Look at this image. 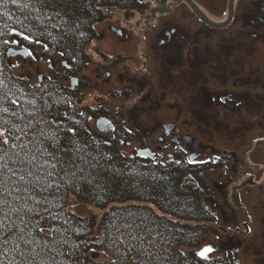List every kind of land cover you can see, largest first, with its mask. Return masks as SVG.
Segmentation results:
<instances>
[{
    "label": "trees",
    "instance_id": "1",
    "mask_svg": "<svg viewBox=\"0 0 264 264\" xmlns=\"http://www.w3.org/2000/svg\"><path fill=\"white\" fill-rule=\"evenodd\" d=\"M109 7L129 16L147 4L144 0H0V92L8 94L3 106L18 112L39 107L49 124L48 138L41 143L54 154L51 163L61 161L56 171L63 177L58 190L54 186L51 195L44 194L50 203L43 207L49 213L43 220L34 218L31 229L37 240L43 235L57 243L51 252L33 245L40 255L35 261L29 257L30 264H234L227 250L206 257L193 249L209 232H218L217 218L199 192L183 185V179L189 177L208 191L204 173L215 163L190 162L180 150L165 161L122 152L120 146L133 138L122 116L112 114L111 133L97 130L90 119L102 110L80 106L81 90L62 82L90 62L88 46L99 37L94 25L105 19ZM38 43L40 55L52 68L31 84L14 74L6 50L16 44L35 51ZM57 57L58 66L53 64ZM12 100L19 104L11 105ZM7 132V126L0 124V142ZM70 193L103 209L97 223L92 213L68 208ZM41 227L43 234L38 231ZM99 253L105 258L92 255ZM0 264H20V257L13 252L0 254Z\"/></svg>",
    "mask_w": 264,
    "mask_h": 264
},
{
    "label": "flooded vegetation",
    "instance_id": "2",
    "mask_svg": "<svg viewBox=\"0 0 264 264\" xmlns=\"http://www.w3.org/2000/svg\"><path fill=\"white\" fill-rule=\"evenodd\" d=\"M144 1L147 7L143 11L133 13L134 16L137 14L141 20L153 22L140 31L144 41L139 42L140 45L138 43L141 62L137 72L141 78L130 75L126 69L122 70L121 65L128 64L126 63L128 56L115 50L110 52L100 50L98 52L100 62L96 68L102 78L104 76L109 78L115 74L118 80L122 81L120 75L124 73L129 75L126 83L117 91L125 97L133 93L142 99L147 97L148 105L152 103L153 106L147 107L149 110L166 108L172 111L177 109L183 111L184 108L178 105L177 98L163 99L170 91L179 95L185 94L183 96L192 114H203L207 119L211 117L222 124H224V113L239 114L241 109L254 114L264 111V0ZM158 7L161 10L155 9ZM111 31L119 37L121 33L124 34L117 39L127 51L131 36L127 35L125 29L123 31L117 26H111ZM161 40L164 41L163 44ZM163 68L167 74L166 77L172 78L161 83L159 76ZM75 77L76 80L71 82V86L78 83V76L75 75ZM179 77L187 79L183 80L185 84L179 81ZM179 87L182 88L179 89ZM153 96L156 98L154 99ZM135 105L137 108L144 106ZM116 111L133 132L134 118H127V111L122 107ZM219 111L222 115L220 119ZM112 116L110 110L107 113L102 110L95 117L96 126L101 127L103 133L112 132ZM138 123L141 126V120ZM258 123L256 127L261 126L263 122L258 121ZM153 127L161 132L157 138L160 142H164V146L169 142V144L180 145L188 143L193 147L208 146L204 151H208L209 154L217 152L215 149L218 148L210 142L197 140L198 138L187 127L182 130L178 124V118L163 122L158 120ZM254 128L255 125L249 129L252 131ZM143 130L147 132L149 128ZM133 137L139 138L137 134ZM179 150L185 154L181 147ZM219 150L221 151L220 148ZM221 152L219 156L208 160L220 167L224 164V158L220 159L224 156ZM262 155L264 156V152ZM199 156L200 154L193 151L187 159L195 162V158ZM231 156L235 157L234 153ZM210 169L214 170L213 167ZM213 184L220 185L216 181ZM243 184L245 185L246 182ZM243 186L241 190L245 189ZM258 193L261 196L264 191L258 188ZM262 205L261 207H264V200ZM239 245L240 242L231 246V249H236L237 259H240ZM232 257H234L233 254ZM253 264H264V253L259 252L254 255Z\"/></svg>",
    "mask_w": 264,
    "mask_h": 264
},
{
    "label": "rangeland",
    "instance_id": "3",
    "mask_svg": "<svg viewBox=\"0 0 264 264\" xmlns=\"http://www.w3.org/2000/svg\"><path fill=\"white\" fill-rule=\"evenodd\" d=\"M130 17L125 16L121 9H111L110 12H107L104 20L95 23L94 27L99 37L97 36L93 39L88 46L90 62L84 69L76 73L78 83L75 87H78L84 96L80 106L88 105L104 110L106 113L110 110L111 114L116 113V110L122 107L127 111V118H134V123L132 124L134 128L133 136L137 134L139 138L133 137L127 144L120 146L122 152L127 154L136 153L137 149L147 147L151 151H154L156 159L165 161L170 156L169 153H174L181 147L187 157L193 151L200 154L199 157L195 158V161L198 162H203L220 155L219 152H216V154L210 153V155L208 151H204L208 146L203 145L193 147L188 143H184L182 146L180 144H169V142L164 146V142H160L157 138L161 132L156 127H153V125L157 124L158 120L163 122L175 118H178V124L181 129L184 130V127L190 129L191 133L198 138L197 140L201 139L204 142H210L216 148L222 149L224 156H221L220 159L224 158V164L220 165V167L216 165V168L213 167L214 170L209 168L204 173L209 184L208 191L200 188L189 177H184L183 179V185L199 192L203 203L210 210L216 212L217 218L214 226L218 232L215 234L209 232L205 240L198 246L193 247V249L201 253L206 247L210 248L211 251L205 252L203 256L213 257L226 250H231V246L240 242L238 256L241 264H253L254 255L259 252L264 253V207H261L263 206L264 193L261 196L258 193V188L260 191H264V156L262 155L264 152V132H262L264 131V111L254 114L248 112L246 109H241L239 114L235 112L232 114L224 113V124H222L217 119H212L211 117L207 119L203 114H192L184 98V93L179 95L168 91L167 95L163 97L166 100L177 98L178 105L184 108L183 111L177 109L178 112L166 108L149 110L147 107H153L152 103L148 105L147 97L146 99H142L141 97H137L135 93L128 94L129 97L122 96L117 90L126 83L127 76L129 77V75H125V73L124 75H120L122 81H119L115 74L109 78L107 76L102 78L96 67L100 62V58L98 57L100 50L107 52L115 50L128 56V62H126L128 64L127 66L121 65L122 70L126 69L130 75L141 78L137 72L141 62V56H139L140 46H138V43L144 41L140 31L142 28L150 26L153 22L141 20L137 14L135 16L134 14L130 15ZM111 26H117L119 29H123V31L125 29L127 35L131 36V40L127 45V51L118 40L124 34L121 33L120 37L116 36L111 31ZM11 47L17 46L16 44H12ZM41 48L42 45L38 43L36 50L28 52L25 57H21L20 61H17L14 57H8V62L11 64L14 74L19 77L22 76L31 84L37 83L38 75H47L52 65L48 59H44L40 55ZM59 62L60 59L57 57L53 64L58 66ZM166 75L163 68L159 76L161 83L172 78H168ZM70 76L72 75L63 79L62 82L69 85ZM185 79V77H179V81H182L184 84L183 80ZM179 86H181V83H179ZM153 98L155 99L156 97L153 96ZM133 102L144 106L137 108V105H135L133 108ZM145 105L148 106L145 107ZM218 118H222L221 111H219ZM95 119L92 118L90 120L91 126L95 127ZM139 120H141V126L138 123ZM240 121L243 123H239ZM258 121H262L263 123L261 126L256 127ZM254 125V131H250L249 128ZM144 128H149V130L145 132ZM260 152L262 153L260 154ZM233 153L235 157L231 156ZM214 181L219 182L220 185L213 184ZM244 182H246L245 185L243 184ZM243 185L245 189L241 190ZM234 188H236V193L238 194V203L233 198L232 191ZM68 208L79 214L92 213L97 218L96 223L103 211V209L97 208L94 205L80 201L72 193L69 194ZM244 224H248V230H246ZM183 249L186 250L187 248ZM92 255L97 257V259L105 258L101 253Z\"/></svg>",
    "mask_w": 264,
    "mask_h": 264
},
{
    "label": "snow or ice",
    "instance_id": "4",
    "mask_svg": "<svg viewBox=\"0 0 264 264\" xmlns=\"http://www.w3.org/2000/svg\"><path fill=\"white\" fill-rule=\"evenodd\" d=\"M11 2L16 3L17 0ZM7 100L8 94L0 92V113L12 118L8 120L0 116V124L8 128L0 142V254L13 252L20 257V264H30L29 257L35 261L40 255L33 245L41 252L46 249L51 252V246L57 243L54 237L49 241L43 235L37 240L31 229L34 218L43 220L49 213V209L43 207L50 203L44 194L51 195L54 186L59 189L63 177H59L56 169L61 161L57 159L56 163H51L56 158L41 143L48 138L46 129L49 124L39 107L34 106L31 111L21 108L18 112L15 107L3 106ZM30 103L35 105V101ZM10 104L18 105L19 101L12 100ZM132 107H135V102ZM65 175L68 173L65 172ZM38 231L43 234L44 228ZM208 251L211 249L206 247L200 254Z\"/></svg>",
    "mask_w": 264,
    "mask_h": 264
},
{
    "label": "water",
    "instance_id": "5",
    "mask_svg": "<svg viewBox=\"0 0 264 264\" xmlns=\"http://www.w3.org/2000/svg\"><path fill=\"white\" fill-rule=\"evenodd\" d=\"M156 10H161L160 7L158 8H155ZM197 10V9H196ZM111 11V7L107 8V12H110ZM153 12V10H152ZM27 51L24 50V49H17V48H14V47H9L7 50H6V55L7 56H15V55H22V56H26L27 55ZM40 78V77H38ZM76 80V78H71V82H74ZM166 126V124L164 125ZM100 128V127H99ZM102 129V128H100ZM137 154L140 155V156H153V154L146 148H141V149H138L137 150ZM233 198H234V201H236L237 203L239 202L238 200V196L237 195H233ZM236 251V249L234 248V252ZM239 264V263H237Z\"/></svg>",
    "mask_w": 264,
    "mask_h": 264
}]
</instances>
